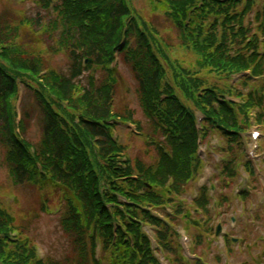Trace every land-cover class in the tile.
Wrapping results in <instances>:
<instances>
[{
	"label": "trees",
	"instance_id": "trees-1",
	"mask_svg": "<svg viewBox=\"0 0 264 264\" xmlns=\"http://www.w3.org/2000/svg\"><path fill=\"white\" fill-rule=\"evenodd\" d=\"M132 1L38 0L36 18L0 23V145L7 150L9 175L14 186L43 181L57 186L51 197L65 206L61 225L72 246L66 261L39 262L28 241L9 240L13 218L0 208V234L5 237L0 240V264H159L143 224L161 226L162 248L178 255L174 226L161 225L153 211L170 203L175 204V215L182 213L176 199L201 169L195 114L205 117L204 138L216 133L225 142L224 175L234 172L240 134L249 127L250 116L255 114L264 127V84L253 86L255 78L264 77V54L259 53L264 0H141L139 13ZM189 13V24L183 27ZM159 18L167 28L156 26ZM25 29L38 38L36 46L22 43ZM58 52L68 61L65 75L49 69V58ZM116 53L136 83L149 129L143 144L158 156L153 166L140 159L127 160L124 168L119 165L129 146L116 144L112 131L118 121L134 122V115L117 105V70L109 69ZM83 59L93 63L83 67ZM42 71L47 72L41 78ZM245 71L251 76L242 86L253 89L236 94L241 106L225 103V97L233 96L226 81ZM19 84L38 85L35 101L43 114V131L34 154L14 134L12 101ZM162 95L168 97L165 102ZM30 116L26 107L22 135ZM161 138L170 157L160 148ZM119 198L126 204L120 205ZM106 205H112V211ZM197 206L207 214L205 196ZM210 222L204 225L207 235L212 233ZM96 236L102 244L99 261ZM195 242L202 245L201 236Z\"/></svg>",
	"mask_w": 264,
	"mask_h": 264
},
{
	"label": "rangeland",
	"instance_id": "rangeland-1",
	"mask_svg": "<svg viewBox=\"0 0 264 264\" xmlns=\"http://www.w3.org/2000/svg\"><path fill=\"white\" fill-rule=\"evenodd\" d=\"M142 6V5H141ZM136 7L138 10L140 9V6L136 4ZM38 11V6L36 4V0H0V22L3 20H6L8 18L13 17H27L32 18L36 15ZM156 20V19H155ZM156 26L163 27L164 29L168 27L166 22L159 18L155 21ZM173 42H175L174 34L172 35ZM23 42L28 44H33L37 42L34 35L29 31L26 30L24 32V40ZM65 60H63L61 57H53L50 61L51 68L54 70H63L65 68ZM117 76L119 77L120 82V91L118 96L117 105L118 107H127L129 110L133 111L135 113L134 119L141 122L143 125H145V120L143 118L142 112L139 108V101L138 96L135 93V83L132 80V77L128 71V69L124 68V66H119ZM25 101H29L31 103V98L25 97ZM30 109L32 108L29 107ZM34 122L31 123L30 130L28 132L27 140L31 142L33 145H37L41 138L40 132H41V125L39 122V114L37 111L34 113ZM120 133L122 134L121 143H130L131 149H130V156L132 158H141L142 160H145L146 163H153L154 159H149L148 155H145L143 152V144L138 141L137 139H128L125 135L127 134L126 129L119 128ZM213 142L215 143L216 140L214 139ZM251 146L249 145L248 149H250ZM2 149L0 148V155L2 154ZM260 153L258 152V156L260 157ZM154 156V155H152ZM151 156V157H152ZM151 160V162H150ZM264 172V167H263ZM242 177V178H241ZM245 177V173L242 172L240 178L243 179ZM239 178V181H240ZM208 178L205 175H202L198 182L191 185L190 189L185 193L183 196V199L190 203V201L195 196L196 190L204 184ZM261 183V182H260ZM264 183V180H263ZM5 185L7 192H12V196L9 198L0 197V202L3 204H7L10 207V210L13 215H16V218L19 219L20 225L22 224L26 228V233L28 237L37 245V247L46 253L48 255V258L61 260L62 258L69 256V249H68V239L66 238L65 234L62 232L60 220L63 215V209L60 213L59 209H54L55 202H53L51 205V208L53 211L51 214L46 215L45 212L41 208V196L38 191H35L34 189L29 188H20V189H14L11 187L8 179L7 174L4 169H0V186L3 187ZM256 186V185H255ZM260 188H264L263 185H260ZM257 193V196L254 197L253 202H249L248 209L246 211H249V213L252 212V210H255L257 206V201L260 199L263 200L261 190ZM229 209L226 210L228 207H223L222 209H218L216 211V214L223 213L226 211V216L224 218H221V220L225 221L226 225V232H229L234 229V224L230 223L231 217H236V221H240V225L243 223V221L247 218L248 213L243 215V207L238 204L237 201L232 200L230 202ZM251 203V204H250ZM55 210H58L59 213H56ZM251 211V212H250ZM258 217L262 215L258 214L257 211L255 213ZM60 219V220H59ZM218 219L216 223L221 221ZM252 221L250 220V223ZM239 225V226H240ZM242 227V226H241ZM240 228H237L235 233L236 236L240 238H244L243 234L240 232ZM256 229V234H259L260 236V230L261 228H254ZM248 230H250L248 228ZM258 231V232H257ZM255 234L254 240H250L248 242L249 245H252L258 238V236ZM247 244V245H248ZM257 244V243H256ZM253 245L249 247V249H246V244L244 243L241 247L240 245H235L231 251L232 255L230 258V261L226 262L227 264H245L247 262H252L255 258L260 259L264 256V249L262 246L257 245L258 247ZM224 256V250L222 247V241L221 239H214L212 245L209 247L208 251L204 253L203 257L205 261L208 264H216L215 257L217 256ZM258 262V260H257ZM222 264L223 261H222Z\"/></svg>",
	"mask_w": 264,
	"mask_h": 264
}]
</instances>
